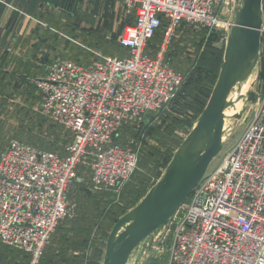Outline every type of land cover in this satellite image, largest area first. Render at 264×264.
I'll list each match as a JSON object with an SVG mask.
<instances>
[{
    "label": "built area",
    "instance_id": "obj_1",
    "mask_svg": "<svg viewBox=\"0 0 264 264\" xmlns=\"http://www.w3.org/2000/svg\"><path fill=\"white\" fill-rule=\"evenodd\" d=\"M234 3L123 0L132 17L118 37L125 56H101L88 65L63 57L47 63L35 80L34 109L60 121L71 140L63 156L16 139L0 153V243L38 264L59 222L74 214L68 196L80 173L94 189L123 188L138 151L115 137L123 126L167 108L183 84L184 75L165 60L170 39L184 26L218 33ZM159 27L162 38L152 52L148 46ZM254 77L255 100L242 114L243 130L155 233L152 262L264 264V78L260 71Z\"/></svg>",
    "mask_w": 264,
    "mask_h": 264
},
{
    "label": "rangeland",
    "instance_id": "obj_2",
    "mask_svg": "<svg viewBox=\"0 0 264 264\" xmlns=\"http://www.w3.org/2000/svg\"><path fill=\"white\" fill-rule=\"evenodd\" d=\"M232 20L233 12L230 10L221 23V27L217 29L219 32L215 33L217 40L212 42V45L216 47L210 50L207 60L203 61L202 64L198 62L200 60L198 56L202 54L205 44L195 47L194 38L188 39V33L191 32L189 28L184 26L176 32V37L170 39V44L167 46L170 53L181 48L183 49L180 55L181 58L199 63L195 64L198 66L197 70H195L193 78L189 80L191 86L187 89V86H184V88L182 86L175 100L171 102L172 104L162 110L160 115L158 113L147 114L142 118V123L148 125L146 133L140 135L141 140L144 142L142 144L145 146L142 148L143 145H141V149H139L140 145H137L136 149L137 151L139 149L138 154H140L136 166L137 172L130 177L127 185L122 188L123 190L113 192L103 188L94 189L88 174L80 173V182L71 188L68 196L69 200L76 204L74 214L59 222L48 244L45 246L38 264H102L105 241L113 224L120 216L134 207L157 182L174 151L202 112L218 76L223 59L226 36L227 32H229L227 25L232 23ZM127 23L125 22L120 31H118L119 33L117 32L116 36L111 39V46L116 44L117 36L120 35L124 25ZM80 33L85 37L79 39V36H76L77 33L75 34L72 28L68 29L67 34L65 33L69 44V51L66 55L72 61L85 64L87 62L83 60V53L79 51V46L82 45L78 44V49H75L72 45L75 41L74 38L81 43L87 41L88 37L86 38V35H88V32L84 31L83 28ZM59 42H54L55 46ZM157 44L158 42L154 46ZM53 49L55 47L52 46L51 50ZM97 56L105 55L97 54ZM167 59L171 65V60ZM183 63L184 71L188 68V70L191 69V63L185 61ZM257 71H260L262 78H264V0L260 58L250 80L255 78V72ZM40 73L39 75L41 76L43 73ZM36 79H27V81L35 87ZM186 84L187 82L184 85ZM37 94L38 92L34 88V90L31 89L27 93L14 94L9 99L8 96H0L7 99V102H3L4 104L0 102V145H7L11 140L15 139L17 141L24 140L29 142L28 144L31 143L42 149L55 147L61 149L66 144H69L70 141L67 142L68 135L63 132L69 131L64 125L49 115H44L34 109L35 104L37 105L39 101ZM226 123L229 124V121ZM244 126L245 121L241 117L235 129L226 134L224 150L233 143ZM59 134L64 135L62 141L58 139ZM115 139L117 138L115 137ZM127 142L122 144L132 145L134 141L130 138ZM132 147L134 146L132 145ZM223 149L212 160V164L221 158ZM156 243L152 244L147 251H138L129 260L128 264H133L138 257L145 256L147 264H161L159 260L152 262ZM28 261L29 257L25 252L6 244H0V264H6L7 262L8 264H28Z\"/></svg>",
    "mask_w": 264,
    "mask_h": 264
},
{
    "label": "water",
    "instance_id": "obj_3",
    "mask_svg": "<svg viewBox=\"0 0 264 264\" xmlns=\"http://www.w3.org/2000/svg\"><path fill=\"white\" fill-rule=\"evenodd\" d=\"M263 0H235L222 63L197 121L174 151L157 182L113 224L102 264H128L147 251L222 151L246 107L254 102L251 76L260 58ZM229 121V124L226 122ZM133 264H144L138 257Z\"/></svg>",
    "mask_w": 264,
    "mask_h": 264
},
{
    "label": "crops",
    "instance_id": "obj_4",
    "mask_svg": "<svg viewBox=\"0 0 264 264\" xmlns=\"http://www.w3.org/2000/svg\"><path fill=\"white\" fill-rule=\"evenodd\" d=\"M125 22L131 23L132 17L125 12L123 0H0V96L9 99L34 88L37 91L27 79L38 78L40 72L43 76L51 59L68 58L65 33L71 28L79 39L85 37L80 33L83 28L88 32L85 43L74 38L72 44L75 49L82 45L79 51L87 62L83 65L98 59L97 54L125 56L127 50L120 46L119 35L116 44L110 45ZM52 46L55 49L51 50ZM156 46L150 43L148 49L155 52ZM0 102L4 104L7 99L0 97ZM63 132L69 142L70 133ZM63 137L59 134V141ZM5 147L0 145V153ZM55 152L65 155L63 148Z\"/></svg>",
    "mask_w": 264,
    "mask_h": 264
},
{
    "label": "trees",
    "instance_id": "obj_5",
    "mask_svg": "<svg viewBox=\"0 0 264 264\" xmlns=\"http://www.w3.org/2000/svg\"><path fill=\"white\" fill-rule=\"evenodd\" d=\"M189 30L191 32L188 33V39L190 40V39L194 38V45H195V47L198 46V45H200V44H205L204 45V49L202 51V54H200L198 56L200 58V60L198 62L200 64H202L203 61H206L207 60V56L209 55L210 50L216 47V46L212 45V42H214L215 40H217V37H216L215 33H211L208 36H206V32H204V30H199V31H196V32L194 30H192V29H189ZM161 38H162V28L159 27L156 30V33H155V35L153 36V38L151 40V43L155 45L157 42L159 43V41L161 40ZM260 47H261V45H260ZM182 52H183V49H181V48H179L177 50H174L171 53L168 52L166 54V56H165V60L168 62V59L167 58H169V61L171 60L172 67L175 70L180 71L182 74L184 73V82H183L182 86H183V88H184V86H187L186 87V89H187L188 87L191 86L189 80L191 78H193L192 76L194 75L195 70H197V67H198L195 64H197L198 62L197 61H190L189 59L186 60V59L181 58L180 55L182 54ZM173 59H174V61H173ZM184 61L187 62V63H191V65H190V68L191 69L190 70H188L189 68L186 71L183 70V65H184L183 62ZM186 82H187V84L184 85ZM171 104L172 103H170L169 106ZM161 113H162V111L161 112H158V115H160ZM151 114H154V113H151ZM147 127H148V125H144V123H142V120L139 121V122H137L136 124L125 125V126H123L121 128L120 133H119V136L116 137L117 139H115V142L116 143H119L120 142V144H122L123 142L128 143L127 140L131 138L134 141L132 143V145L134 146V148H137V145H140V148L139 149H141V145H143L142 148L145 145L142 144L144 142H143V140H141L140 135L146 133ZM20 141H22V140H20ZM22 142L29 143V142H26L24 140ZM31 145H33V144H31ZM37 148H39V147H37ZM39 149H42V148H39ZM55 149H57V148L56 147L55 148H52V149H50V148H47V149L46 148H43L42 150H47V151L55 152ZM139 149H138V152H139ZM63 150H64V148H63ZM139 155L140 154H138V159H139ZM136 172H137V170L135 169V171L133 172V174H135ZM133 174H132V176H133ZM127 183L128 182H126L124 184L123 188L127 185Z\"/></svg>",
    "mask_w": 264,
    "mask_h": 264
}]
</instances>
